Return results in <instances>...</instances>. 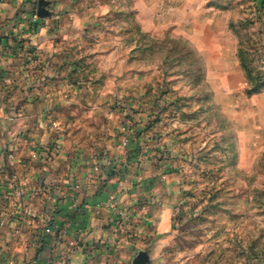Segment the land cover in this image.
<instances>
[{
  "label": "rangeland",
  "instance_id": "1",
  "mask_svg": "<svg viewBox=\"0 0 264 264\" xmlns=\"http://www.w3.org/2000/svg\"><path fill=\"white\" fill-rule=\"evenodd\" d=\"M38 1L0 0V66L9 68L0 69V113L9 116L0 119L8 131L26 120L11 116L24 104L13 96L42 92L56 99L46 113L53 129L64 115V128L86 142L106 137L111 158L135 153L138 166L125 169L122 189L141 196L117 210L126 227L115 229L145 236L134 257L264 264V0H45L46 17ZM67 41L68 54L53 63L66 85L45 86L34 68ZM149 206L151 215L135 216ZM135 218L147 229L132 227ZM159 220L165 228L155 229Z\"/></svg>",
  "mask_w": 264,
  "mask_h": 264
},
{
  "label": "crops",
  "instance_id": "2",
  "mask_svg": "<svg viewBox=\"0 0 264 264\" xmlns=\"http://www.w3.org/2000/svg\"><path fill=\"white\" fill-rule=\"evenodd\" d=\"M61 32L70 35L65 29ZM56 46L44 49L49 60L39 63L32 75L45 86L66 85L63 77H54L53 63L59 54H68V41L62 50ZM0 69L8 72L9 68ZM13 99L24 104H16L11 116L26 122H16L8 131L7 119H0V264H130L137 251L134 245L145 236L115 233V229L126 227V221L116 219L117 210L132 195L134 201L141 196L140 192L127 196L122 189L125 169L138 166L131 163L137 160L135 153L111 158L116 153L106 137L102 143L86 142L80 131L64 128V115L55 117L53 129L46 118L56 100L51 94L29 91L25 96L19 91ZM1 110L0 117H9L4 114L7 108ZM107 128L102 125L96 130ZM141 169L142 165L136 171ZM112 199L114 207L109 206ZM155 207L159 214L164 212L165 205ZM143 209L133 210L135 216L153 211L151 206ZM50 213L51 220L47 219ZM134 221L132 227L144 228L138 218ZM155 224V229L160 228L162 221ZM162 241L160 237L157 242Z\"/></svg>",
  "mask_w": 264,
  "mask_h": 264
},
{
  "label": "water",
  "instance_id": "3",
  "mask_svg": "<svg viewBox=\"0 0 264 264\" xmlns=\"http://www.w3.org/2000/svg\"><path fill=\"white\" fill-rule=\"evenodd\" d=\"M48 2L45 0L38 1L37 15L40 17H46L50 15L47 9ZM132 264H149V256L147 251H139L137 255L133 258Z\"/></svg>",
  "mask_w": 264,
  "mask_h": 264
},
{
  "label": "trees",
  "instance_id": "4",
  "mask_svg": "<svg viewBox=\"0 0 264 264\" xmlns=\"http://www.w3.org/2000/svg\"><path fill=\"white\" fill-rule=\"evenodd\" d=\"M262 85H264V84H262ZM262 85H260V84H253V85H252V88L256 90L258 87H260V86H262Z\"/></svg>",
  "mask_w": 264,
  "mask_h": 264
},
{
  "label": "built area",
  "instance_id": "5",
  "mask_svg": "<svg viewBox=\"0 0 264 264\" xmlns=\"http://www.w3.org/2000/svg\"><path fill=\"white\" fill-rule=\"evenodd\" d=\"M97 169V168H96Z\"/></svg>",
  "mask_w": 264,
  "mask_h": 264
}]
</instances>
